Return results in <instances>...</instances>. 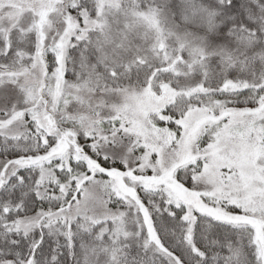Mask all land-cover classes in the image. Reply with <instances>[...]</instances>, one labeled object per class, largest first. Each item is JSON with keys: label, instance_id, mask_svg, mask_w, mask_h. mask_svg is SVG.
<instances>
[{"label": "snow or ice", "instance_id": "snow-or-ice-1", "mask_svg": "<svg viewBox=\"0 0 264 264\" xmlns=\"http://www.w3.org/2000/svg\"><path fill=\"white\" fill-rule=\"evenodd\" d=\"M0 264H264V0H0Z\"/></svg>", "mask_w": 264, "mask_h": 264}]
</instances>
